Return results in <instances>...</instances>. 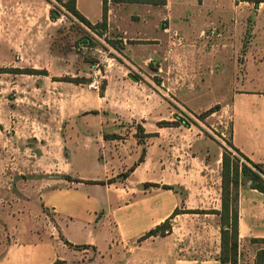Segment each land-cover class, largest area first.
<instances>
[{
	"label": "crops",
	"instance_id": "1",
	"mask_svg": "<svg viewBox=\"0 0 264 264\" xmlns=\"http://www.w3.org/2000/svg\"><path fill=\"white\" fill-rule=\"evenodd\" d=\"M75 5L92 25L103 21V0ZM106 9L103 37L123 49L106 66L97 113H85L84 84L52 80L63 98L55 99L58 126L46 135L47 147L12 134L2 143L0 264H221L219 216L184 211L220 210L226 133L247 159L264 165V55L256 61L251 46L242 49L240 77L256 76L261 87L239 88L235 78L245 36L264 42V0H107ZM173 42L178 46L169 52ZM38 52L45 58L41 47ZM175 55L176 93L165 76ZM133 71L146 82L126 80ZM170 94L186 113L171 118ZM214 107L204 121L216 116L219 137L192 132L182 120ZM176 209L170 229L147 235ZM260 240L264 193L242 186L235 264H255L264 250Z\"/></svg>",
	"mask_w": 264,
	"mask_h": 264
},
{
	"label": "rangeland",
	"instance_id": "2",
	"mask_svg": "<svg viewBox=\"0 0 264 264\" xmlns=\"http://www.w3.org/2000/svg\"><path fill=\"white\" fill-rule=\"evenodd\" d=\"M51 11L63 12L59 16L61 22L56 26H52L46 20V16L51 19ZM255 13L256 11L253 10L252 18L255 17ZM86 32L89 30L61 9L54 0H0V69H17L22 72H26L27 69L39 70L43 68L48 70L47 75H30L16 72V70L0 72V127H4L6 131L5 134L3 128L0 129V167L3 163L2 143L7 142V136L11 134L13 136L20 135L22 140L34 141L37 145L47 147L50 139H47L46 135L55 132L57 130L55 128L58 126L55 121V115H57L55 99L63 98L57 94L58 91L60 93L63 91L50 87L54 77L75 76L80 73L78 77L90 79V83L82 85L84 92H89V106L85 113H91L98 109V95L103 93L105 70L108 63L113 60L111 58L114 56V49L104 40L105 37H97L92 32L90 33L95 38L93 46L77 47L76 41ZM250 37L245 36L243 40V47L237 60L239 73L237 76L235 74V78L237 77L239 88L257 89L262 85L256 76H250L247 81L240 77L243 65L242 55L245 52L242 49H245L247 45L251 46V52L256 61L257 55H264V42H249ZM106 39L108 38L106 37ZM177 44L178 42L170 44L169 52L176 49ZM40 47L44 52L45 58L43 59L38 52ZM50 55H52V60ZM176 56L169 57L167 60L169 72L165 75L168 78L166 80L168 85H173L175 88L174 93H176L178 79V58ZM82 67L85 72L81 71ZM110 73L112 74V72H108L107 75ZM130 75L146 82L145 74L133 71ZM148 77L152 81H161L159 77L150 75ZM125 79L132 80L128 76H125ZM74 89L73 86L72 94H74ZM169 97L171 99V118L177 114L186 113L174 104L176 97L171 94ZM10 113H14L15 117L8 122ZM204 117V114L190 117L187 115L182 120L192 128V132L196 133L202 129L212 138L219 137L214 124L216 116H211L205 121ZM64 128L63 126L62 130ZM34 136L39 140L34 139ZM222 139L224 145L227 146V143L230 142L228 133ZM27 145L32 146L29 143ZM40 155H42L41 152ZM23 158L28 160L29 155H23Z\"/></svg>",
	"mask_w": 264,
	"mask_h": 264
},
{
	"label": "trees",
	"instance_id": "3",
	"mask_svg": "<svg viewBox=\"0 0 264 264\" xmlns=\"http://www.w3.org/2000/svg\"><path fill=\"white\" fill-rule=\"evenodd\" d=\"M61 9H63L67 14L74 17L77 21L82 23L89 32H86L83 37L76 41V46H87L92 47L95 42L94 36L90 33L92 32L97 37H103V31L106 27V1L103 0V21L97 25H92L87 21L76 9L75 0H54ZM115 3L125 2V3H149L154 5H163L165 0H111ZM63 14L62 11L55 13L51 11V19L56 20L59 16ZM104 40L108 45L120 52L123 47L121 42L106 39ZM0 72H8V70H16V72L27 73L30 75H47L44 70L37 69H27L26 72L17 69H0ZM54 81H66L75 84H85L90 83V79L84 77H54ZM103 88V87H102ZM216 107L210 109L204 116L211 114ZM91 113L96 114L97 111H91ZM200 118V116H199ZM165 125L175 126L177 123H162ZM2 129V127H0ZM222 157H221V207L219 211H184L185 213H214L219 216L220 221V233H221V252H220V262L225 264L229 262L235 264L237 260L238 251V192L239 188L242 186H248L255 189L261 193H264V165L255 164L247 159L238 149H236L231 142L227 143V146L222 147ZM65 179L69 181L73 180L69 176H65ZM164 189L172 190L175 193L183 195V190L177 186L164 185ZM180 211L176 209L169 219L164 223L157 226L153 230L149 231L147 235L163 234L165 229H170V222L172 217L178 214ZM263 242L264 240H260ZM59 264V263H56ZM255 264H264V250H260L257 253Z\"/></svg>",
	"mask_w": 264,
	"mask_h": 264
},
{
	"label": "water",
	"instance_id": "4",
	"mask_svg": "<svg viewBox=\"0 0 264 264\" xmlns=\"http://www.w3.org/2000/svg\"><path fill=\"white\" fill-rule=\"evenodd\" d=\"M130 79H132V80H136L134 77H132V76H130Z\"/></svg>",
	"mask_w": 264,
	"mask_h": 264
}]
</instances>
